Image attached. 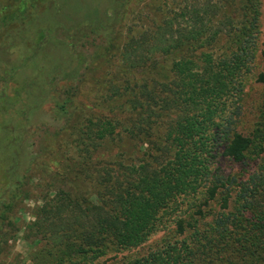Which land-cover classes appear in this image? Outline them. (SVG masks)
<instances>
[{"label":"trees","instance_id":"1","mask_svg":"<svg viewBox=\"0 0 264 264\" xmlns=\"http://www.w3.org/2000/svg\"><path fill=\"white\" fill-rule=\"evenodd\" d=\"M149 2L150 27L120 47L117 68L126 77L117 99L127 114L117 121V136L139 144L147 159L131 169L117 161V176H111L109 165L88 158L101 146L100 132L81 128L89 162L78 175L88 179L105 165L103 174L93 191L82 190L78 184L84 180L76 176L74 183L68 179L70 190L43 202L36 223L47 260L40 264L133 250L170 229L182 238L163 239L160 247L123 264H264V96L251 128H240L247 85H264L257 63L259 3ZM118 9L120 28L124 10ZM104 55L106 48L96 54ZM68 102L61 104L67 122ZM91 122L96 125V118ZM227 162L239 170L226 174ZM198 196L203 205L215 201L218 208L210 222L200 223L201 202L200 220L188 224L183 210L197 206Z\"/></svg>","mask_w":264,"mask_h":264},{"label":"rangeland","instance_id":"2","mask_svg":"<svg viewBox=\"0 0 264 264\" xmlns=\"http://www.w3.org/2000/svg\"><path fill=\"white\" fill-rule=\"evenodd\" d=\"M149 1L128 0L119 5V0H0V264L46 262L36 222L43 202L73 187L68 179L74 183L77 176L84 180L78 184L82 190L93 191L105 165L112 168L111 176H117V161L131 169L147 159L139 144L117 136L122 129L117 121L127 118L117 99V87L126 77L117 68L120 47L150 27L146 22L152 11L145 7ZM154 1L164 6L165 0ZM257 1L261 32L257 63L258 71L264 72V0ZM117 8L124 10L120 28ZM105 48L108 55L96 56ZM246 92L240 122L245 133L259 110L264 85L252 81ZM64 99L70 101L68 122L61 112ZM81 128L98 129L101 146L88 158L105 164L88 179L78 175L89 162L83 155ZM222 168L226 174L239 170L229 162ZM203 203L200 199L194 208H185L182 218L188 224L200 220V204L205 215L199 222H210L218 206L215 201ZM51 234H46L48 240ZM181 238L174 229L161 231L136 249L109 250L73 264H123L160 247L163 239Z\"/></svg>","mask_w":264,"mask_h":264}]
</instances>
